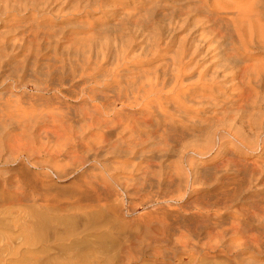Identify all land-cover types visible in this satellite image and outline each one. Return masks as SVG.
Listing matches in <instances>:
<instances>
[{"label":"rangeland","instance_id":"rangeland-1","mask_svg":"<svg viewBox=\"0 0 264 264\" xmlns=\"http://www.w3.org/2000/svg\"><path fill=\"white\" fill-rule=\"evenodd\" d=\"M186 1L192 2L0 0V10L3 9L0 11V214L7 218L0 227V248L7 249L6 253H0V264H264V173L259 175L260 183L248 186L234 166L222 167L223 162L231 158L229 160L234 159L241 168L256 165L264 172V143L259 148L252 147L254 151L244 149L228 134L227 130L233 128L231 121H226L223 130L217 128L221 135L216 136L213 152L207 156L201 154L206 147L202 140L206 141L205 138L215 133L206 132L213 129L210 130L211 124H219L218 119L223 114L218 116V113L228 108L224 104L222 111L223 107H217L219 102L221 106L223 102L231 105V98L237 92L228 90L227 83L222 84L225 90L216 94V100L211 97L206 101L210 103L209 108L204 103L205 109L198 105V112L196 106L181 113L187 114L186 119L180 115L183 122L175 109L178 108V90L165 91L172 86L168 84L162 89L160 82L157 83L178 77L175 61H178L181 41L191 38L194 32L192 29L191 34L187 33L182 27V17L170 12L180 10ZM246 1L213 0L216 6L219 4L216 8L222 10L223 7V11L232 9V13L237 8V13L240 10L236 21L241 17L250 20L249 14L246 16L250 10L245 7L252 1L260 2ZM242 4L244 7L240 6ZM244 22L237 25L245 26L241 28L242 38L248 43L252 40L248 34L259 31L264 22L258 23L256 31L257 25L252 24L257 20L247 23L252 28L246 27ZM248 28L254 32L245 33ZM255 36L253 39L261 38V34ZM255 44L248 53L256 56L250 67L252 75L257 76L264 74V51L260 53L256 48H264V42ZM85 50H89V61H94V57L98 59L99 52L100 59L95 60L101 61L103 66L94 61L98 64L96 67L101 66L94 74L91 69L95 68V63L90 65L86 55L82 59ZM40 52L46 55L42 57ZM73 52L81 58L77 55V59ZM35 56L41 59L37 62ZM73 56L76 58L72 61ZM211 59L207 58L209 63ZM79 60L84 66L86 62L88 68L84 69L86 66L83 68ZM60 61L64 65L59 66ZM66 63L70 67L68 71L78 70L75 80L78 87L68 84L60 87L61 94L55 93L59 99H52V93L39 90L45 87L46 81L36 75L33 68L46 71V67L52 65L47 71L51 70L53 75L49 79L53 80L59 78L58 69L66 67ZM117 64L120 65L117 67ZM53 70H57L56 73ZM198 75L196 73L192 80H197ZM89 79L93 82H87ZM150 82L161 89L151 96L143 94L146 89L149 93ZM129 85L130 89L134 88L127 89L130 92L136 88L143 92L137 94L136 99L126 92L135 99L131 101L137 102L128 100L126 108L123 101L122 104L119 101L117 89L124 90ZM259 98L243 116L249 121L251 131L245 128L251 136L249 141L258 140L261 144L264 142V87ZM47 99L55 100L54 104H47ZM31 102L36 107H32ZM102 104H107L105 107L109 110L100 111ZM223 120L224 116L219 119L221 123ZM106 122L108 125H103ZM220 137L226 140L221 147ZM136 138L139 144L135 143ZM183 143L198 146L187 147ZM200 147L203 148L199 150ZM232 228L241 233L235 230L236 235H233ZM254 233L261 235V239L256 240L258 244L247 238ZM260 241L263 242L259 244ZM256 244V247L261 245L262 254L253 252ZM244 246H251L252 250Z\"/></svg>","mask_w":264,"mask_h":264},{"label":"bare ground","instance_id":"bare-ground-1","mask_svg":"<svg viewBox=\"0 0 264 264\" xmlns=\"http://www.w3.org/2000/svg\"><path fill=\"white\" fill-rule=\"evenodd\" d=\"M79 1V0H78ZM88 1V0H87ZM192 2H190V3H187V1L186 2H184L185 4H183V6H179L180 7V10H173L172 9V11H170L171 12V15L172 14H177V17H182V22L181 23H183L182 25V27L187 31V33L189 32H192V29H193V34H192V36H191V43H190V41H189V38L188 37H186V39L185 40H183V41H181L182 42V46L180 47L181 49H180V52H179V56H178V61H175V62H177V64H178V71L179 72H177V73H179L177 76V78L176 79H170V80H168L167 81V79H165V80H162V82L161 81H158L157 82V80L159 79V77H157V78H155L156 79V82L157 83H159V84H161L160 86V88H162V87H165L166 88V85H171L172 87H168V89H165V91L166 90H170V89H172L173 91H175L176 89L178 90L176 93H177V95H178V98H176L177 97V95H176V97H175V95H174V98H176V100H178V104H177V106H178V108H175L176 109V111H178V114H179V116L180 115H183V117L186 119V116H187V114H186V116H184V114H181V113H183V112H188L190 109H192L193 107L195 108L196 106V110H197V112H198V105L200 106V105H203L204 103H206V106L208 107L209 106V104L206 102L207 100L208 101H210L209 100V98L210 99H212L211 97H213V99L214 100H216L215 98H216V94H218V92H222L223 90H225L224 88H222V84H226V85H228L229 87H230V89L228 88V90H230V91H232V92H237V94L235 95V96H232V98L231 99H233V101H232V103H231V105H229V102H223L222 103V106H221V102H219L220 103V105H216L215 103H214V105H216L218 108H221V107H223V108H221L222 109V111H223V109H224V107H226V106H224V104L225 105H228L227 107L228 108H226L225 110H224V112L222 113V112H217L218 113V116H219V114H223V116H224V122L223 123H221L220 121H219V119L220 118H222L223 119V116L222 117H216L215 119H218V122H219V124L218 123H215V126L214 125H212L211 123V127H210V130L213 128L214 129V127L216 128V129H212L213 130V132H212V130H211V132H206V133H214V131H215V133L211 136V137H208V138H205L206 139V141H203L202 140V138H201V140H202V142L204 143V142H206L205 143V145H206V147H207V150L205 151V149H206V147L204 146V144H201V146H204L205 148L204 149H202L204 152H199V150L201 149V148H203V147H200V148H198L199 150H198V152L199 153H201L202 155H206L207 156V154H209V153H211V151L213 152V149H215V147H216V143H215V140H216V136H218V135H221V134H218V133H220V132H218V129H221V128H223L224 129V126H227V125H225L224 123L226 122V121H231V123L230 122H228L229 123V125L231 124V126H232V128L233 129H229V130H227L228 131V134L231 136V138L236 142V143H238L240 146H242V147H244V149H251V150H253L252 149V147H256V148H259L264 142L262 141V143L260 144V142L258 141V140H256V142L254 141H252V142H250L249 141V138L251 137L247 132H246V130H245V128H248V126H249V121H247L246 119H245V117L243 116L244 115V113H249L250 112V109H251V107L253 106V104H255V101L257 100H259L260 98H259V96H260V91H261V89L264 87V85H263V82H264V74H260V75H257V76H254V75H252V70H251V63H252V61L253 60H256V56H252L250 53H248V51L252 48L251 46H255L256 44V42H260L261 40H263V42H264V25L262 24H260V27L258 28V23H263L264 22V1L263 0H256V1H263L262 2V4L259 2L258 4H260L258 7L261 9H257V8H255V7H257V3H254V1H249L248 3H252L253 4V6L254 5H256L255 7H253L252 6V4H247L248 5V7H245L246 9H248L249 8V10H250V12L247 10V12H249V13H247V15L246 16H248V14H249V17H251L250 18V20H248L247 18L248 17H246V19L245 18H243V17H241V19L237 22L236 21V18L237 17H240V10H238L237 11V13H236V11H235V9H237V8H235L234 9V12H232V13H230V11L232 10V9H230V11H228V12H226V11H223L224 9H223V7H222V10L219 8H216V7H218L219 6V4H218V6H216L215 5V3L213 2V0H191ZM214 1H216V0H214ZM246 1V0H245ZM248 1V0H247ZM246 1V2H247ZM183 2V1H182ZM189 2V1H188ZM218 3V2H217ZM220 3V2H219ZM89 4V3H88ZM92 4V3H91ZM244 4V6H245V2L243 3ZM243 4L242 5H240V6H243ZM95 5V4H94ZM221 5H224V4H221ZM250 5L252 6V8L250 9ZM263 5V6H262ZM243 6V7H244ZM226 7H230L229 5H227ZM263 9H262V8ZM156 8V7H155ZM176 8V7H175ZM174 8V9H175ZM232 8V7H231ZM5 9V8H4ZM89 9H91L90 8V6H89ZM179 9V8H178ZM239 9H241V7H239ZM246 9H244L245 11H246ZM3 10V9H2ZM2 10H0V11H2ZM8 10V9H7ZM5 12V11H4ZM1 13V12H0ZM150 13V12H149ZM246 13V12H245ZM153 14V13H152ZM242 14H244V12L242 11ZM241 14V15H242ZM149 15V14H148ZM151 15V14H150ZM169 17V16H168ZM167 17V18H168ZM176 17V18H177ZM171 18V17H170ZM175 18V17H174ZM238 19V18H237ZM257 20L258 22H252L253 20ZM243 20V22L246 20H248L249 22H251L250 24H252V23H254V24H252V26L253 27H255L256 25V27H255V30L254 31H256V28H258V30L260 31V30H263L261 33L259 32V31H257V32H255V33H252V34H248V35H251L250 37L252 38V40L250 41H248V43H247V41L246 40H244L243 38H242V32H241V28H245V26H242V25H237L239 22H241ZM163 21V20H162ZM244 22L245 24L244 25H246V27L248 26V24L247 23H249V22ZM149 22V21H148ZM146 23V22H145ZM144 23V24H145ZM148 24V23H147ZM243 24V23H242ZM190 25V26H189ZM116 26V25H115ZM120 26V25H119ZM252 26L251 25H249L248 27H251L252 28ZM261 26H263V27H261ZM118 27V26H117ZM182 29V28H181ZM246 30V29H245ZM253 31V29H250V28H248V30H246V32L245 33H247V31L250 33V31ZM115 31H117V30H115ZM199 31H201L200 32V34H198L199 33ZM253 31V32H254ZM256 33H257V35H260L261 34V38H254L253 39V37H257V36H255L256 35ZM259 33V34H258ZM191 34V33H190ZM199 36H198V35ZM255 34V35H254ZM189 35V34H188ZM195 35H197L198 36V39H197V37H195ZM185 36V35H184ZM187 36V35H186ZM158 40V39H157ZM155 44V43H154ZM157 44V43H156ZM155 44V45H156ZM158 45V44H157ZM35 47H37V46H35ZM35 47H34V49H35ZM39 47H41V46H39ZM38 47V48H39ZM49 48V47H48ZM254 48V47H253ZM155 49V48H154ZM33 50V49H32ZM44 50V49H43ZM89 50H91V49H89ZM88 50V51H89ZM179 50V49H178ZM256 50H258L260 53L262 52V50L264 51V48L263 47H257L256 48ZM38 51V50H37ZM37 51H36V53H37ZM39 51H40V49H39ZM38 51V52H39ZM87 50H85V52H86V54H85V52H84V54H82V56L84 57V55H86L85 57H87L88 58V52ZM156 51V50H155ZM154 51V52H155ZM35 52V51H34ZM77 52H79L78 50H77ZM98 52V51H97ZM157 52V51H156ZM177 52V51H176ZM74 53V55H76V52H73ZM39 54H41V52L39 53ZM43 54V55H42ZM41 54V56L43 57L44 55H46V54H44V53H42ZM90 54V56H91V54H92V51H91V53H89ZM154 54V53H153ZM35 55V54H34ZM77 55L79 56V54L77 53ZM76 55V57H77V59H78V56ZM93 55V54H92ZM103 55V54H102ZM39 56V55H38ZM37 56V57H38ZM41 56H40V58L39 59H41ZM89 56V57H90ZM97 56V55H96ZM105 55H103V57H104ZM123 56V55H122ZM155 56V55H154ZM26 57V56H25ZM32 57V56H31ZM36 56L34 57L35 59L37 58ZM47 57V56H46ZM76 57H72V61L76 58ZM80 57V56H79ZM82 57V59H85V57L83 58ZM92 57H94V56H92ZM100 56H99V52H98V59H100L99 58ZM209 57H211V58H213V60L209 63V61L207 60V58H209ZM30 58V57H29ZM74 58V59H73ZM81 58V57H80ZM86 58V59H87ZM102 58V57H101ZM27 59V58H26ZM34 59V60H35ZM38 58L36 59V61L38 62V60H39ZM76 59V60H77ZM92 59H94V61H97L98 59H97V57L95 58H92ZM95 59H97V60H95ZM103 59V58H102ZM106 59V58H105ZM123 59V58H122ZM49 60H51V59H49ZM65 60V59H64ZM63 60V61H64ZM68 60H70V59H68ZM75 60V61H76ZM53 61H55V60H53ZM71 61V63H73ZM80 61V60H79ZM84 61V60H83ZM88 61H89V58H88ZM87 61V62H88ZM94 61H89V63H90V65L91 64H93V63H95ZM102 61H104V59L102 60ZM206 61H208V63L209 64H206ZM23 62V61H22ZM25 62H27V61H25ZM56 62H58V61H56ZM55 62V66H56V63ZM60 62H62V61H60ZM65 62H66V60H65ZM69 62V61H68ZM82 61H80V65L83 63H81ZM100 62L101 61H97L96 63H98L99 65H100ZM124 62V61H123ZM24 63V62H23ZM41 63H42V61H41ZM43 63H47V64H50L51 63V61H50V63H48V62H43ZM42 63V64H43ZM76 63V62H75ZM74 63V64H75ZM78 63V62H77ZM76 63V64H77ZM85 63V66H86V62H84ZM96 63L95 64H93L94 66H95V68H93V69H91L92 68V66H91V68H89V70L91 69L92 71H93V74L95 73V70H98V69H96V68H100L101 66H99V67H96L97 65H96ZM104 63V62H103ZM121 63V62H120ZM26 64V63H25ZM52 64V63H51ZM59 64V63H58ZM63 64V62L61 63V64H59V66L60 65H62ZM68 64H70V62L68 63ZM79 64V63H78ZM101 64H102V62H101ZM54 65V64H53ZM64 65V64H63ZM66 65H67V63H66ZM83 66V68L85 67L84 66V64H82ZM118 65H120V64H117L116 66L118 67ZM34 66H37V64H35ZM42 67H44L43 65H41ZM50 66H52V65H50ZM50 66L49 67H46V69L47 70H49V68H50ZM55 66H53L52 68L53 69H55ZM58 66V65H57ZM68 66V65H67ZM65 67V66H61L59 69H58V74H59V78L58 79H53V80H50L49 78L51 77V74L53 75V73L52 72H50V71H45V69H42V68H38V69H35V68H33V71L35 72V74L36 75H38V76H40L44 81H46V84H44L45 85V87L43 86V87H40L39 88V90L40 91H47L48 93H49V95H50V93H52V99H56V98H58L57 97V95H55V93H59L60 91H62V90H60V87H63V86H65V85H71L70 87H74V86H76V88L78 87V83L75 85V80L76 79H78L77 78V72H78V70L76 71L75 70V68L73 69V70H71V69H69V70H71V71H68V69L67 68H70L69 66L68 67ZM71 66V65H70ZM75 66V65H74ZM102 66H103V64H102ZM1 67V66H0ZM116 67V68H117ZM120 67V66H119ZM27 68V67H26ZM30 68H31V66H30ZM45 68V67H44ZM51 68V69H52ZM58 67H56V69H57ZM88 67L86 66V68H84V69H87ZM114 68V67H113ZM21 69V68H20ZM32 69V68H31ZM83 69V70H84ZM156 69H158V68H156ZM27 70H29V69H27ZM88 70V71H89ZM99 70H101V68L99 69ZM103 70V69H102ZM114 70V69H113ZM117 70V69H116ZM167 70V69H166ZM175 70H176V68H175ZM188 70H190V72H188ZM203 70V71H202ZM54 71V70H53ZM55 71H57V70H55ZM54 71V72H55ZM92 71H90L91 73H92ZM112 71V70H111ZM119 71H120V69H119ZM118 71V72H119ZM157 71V70H156ZM155 71V72H156ZM200 71V72H199ZM31 72V71H30ZM83 73L84 72H87V71H82ZM99 72V71H98ZM107 72H109V71H106V73ZM188 72V73H187ZM56 73V72H55ZM54 73V74H55ZM83 73L81 74V75H83ZM89 73V72H88ZM97 73V72H96ZM106 73H105V75H106ZM123 73V72H122ZM137 73V72H136ZM158 73V72H157ZM162 73V72H161ZM176 73V72H175ZM196 73H199V75H198V77H197V80H192V79H194L193 78V76L196 74ZM79 74V73H78ZM90 74V73H89ZM88 74V75H89ZM34 75V74H33ZM87 75V74H86ZM92 75V74H91ZM91 75H89V76H91ZM97 75V74H96ZM108 75V74H107ZM156 75V74H155ZM163 75V74H162ZM165 75V74H164ZM100 76V75H99ZM112 76V75H111ZM160 76H161V74H160ZM170 76V75H169ZM83 77V76H82ZM81 77V78H82ZM92 77V76H91ZM162 77V76H161ZM160 77V78H161ZM90 78V77H89ZM94 78V77H93ZM92 78V80H94ZM96 78V77H95ZM107 78V77H106ZM118 78V77H117ZM122 78V77H121ZM152 78V77H151ZM163 78H165V77H163ZM173 78V77H172ZM46 79V80H45ZM83 79V78H82ZM119 79H120V77H119ZM162 79V78H161ZM96 80H98L97 78H96ZM136 80V79H135ZM146 80V79H145ZM152 80H153V78H152ZM78 81H80V80H78ZM84 81V80H83ZM89 81H91V79H89V80H87V82H89ZM95 81V80H94ZM113 81V80H112ZM111 81V82H112ZM117 81V80H116ZM119 81V80H118ZM140 81V80H139ZM143 81V80H142ZM151 81V80H150ZM154 81V80H153ZM166 81V82H165ZM169 81H170V83H169ZM91 82H93V81H91ZM104 82V81H103ZM106 82V81H105ZM136 82V81H135ZM1 83V82H0ZM38 83V82H37ZM84 83H86V82H84ZM95 83V82H94ZM93 83V84H94ZM145 83V82H144ZM148 83V82H147ZM147 83H145V84H147ZM150 83H151V85H150ZM149 83V86H150V90H149V93H147L146 92V90H144L145 92L143 93V94H150V96H151V94L153 93V94H155V91L157 92V91H159V90H161L160 88H158L157 86H159V85H157L155 82H150ZM154 83V84H153ZM34 84H35V82H34ZM40 84V83H39ZM117 84V83H116ZM131 84V83H130ZM134 84V83H133ZM136 84H138V83H136ZM1 85V84H0ZM2 85H3V83H2ZM84 85H86V84H84ZM83 85V86H84ZM95 85V84H94ZM145 86V85H144ZM135 87V86H134ZM148 87V86H147ZM112 88V87H111ZM146 88V87H145ZM158 88V89H157ZM170 88V89H169ZM91 89V88H90ZM127 89H130V85H129V88L127 87V88H125L124 90L121 88V90H119V88L117 89L119 92L117 93V95H118V97H119V101L121 102V104H122V101H123V105H124V107H126L125 105H128V100H129V102L131 101L130 99H134L136 96L138 97V95L137 94H142V92L143 91H140V90H138V88H136L135 90H137L136 92H135V90H132L131 92L129 91V90H127ZM131 89H134L133 87H131ZM130 89V90H131ZM162 89H164V88H162ZM81 90V89H80ZM143 90V89H142ZM75 91V90H74ZM83 91V90H82ZM173 91H171V92H173ZM77 92V91H76ZM83 92H85V91H83ZM131 93V95L132 96H134V98L132 97V98H129L128 97V94L127 93ZM164 92V91H163ZM63 93V92H62ZM66 93V92H65ZM64 93V94H65ZM88 92H86V94H87ZM89 93H90V91H89ZM89 93L87 94V95H89ZM111 93V92H110ZM164 93H167V92H164ZM44 94V93H43ZM60 94H61V92H60ZM112 94V93H111ZM173 94H174V92H173ZM28 95V94H27ZM40 95V94H39ZM39 95H38V97H39ZM59 95V94H58ZM67 95H68V93H67ZM76 95V94H75ZM107 95V94H106ZM113 95V94H112ZM114 95H115V93H114ZM224 95V94H223ZM64 96V95H63ZM78 96V95H77ZM80 96V95H79ZM93 96V95H92ZM110 96V95H109ZM141 96V95H140ZM145 96V95H144ZM148 96V95H147ZM150 96H148V97H150ZM166 96V95H165ZM33 97V96H32ZM37 97V96H36ZM41 97H42V95H41ZM60 97V96H59ZM65 97V96H64ZM82 97V96H81ZM80 97V98H81ZM94 98H95V96H93ZM97 97V96H96ZM136 97V98H137ZM142 97V96H141ZM159 97V96H158ZM171 97H172V95H171ZM221 97V96H220ZM61 99H62V97H60ZM67 98V97H66ZM104 98V97H103ZM135 98V99H136ZM146 98V97H145ZM225 98V97H224ZM22 99V98H21ZM29 99V98H28ZM30 99H31V97H30ZM34 99V98H33ZM41 99V98H40ZM46 99V98H45ZM49 99H50V97H49ZM59 99V98H58ZM60 99V100H61ZM81 99H85V98H81ZM89 99H91V98H89ZM110 99H111V97H110ZM134 99V100H135ZM142 99V98H141ZM159 99V98H158ZM226 99V98H225ZM230 99V98H229ZM228 98L226 99V101L228 100V101H231V100H229ZM35 100V99H34ZM33 100V101H34ZM37 100V99H36ZM106 100V99H105ZM117 100V99H116ZM155 100V99H154ZM32 101V100H31ZM32 101V102H33ZM45 101H47L46 103L47 104H50V102H53V104H54V102H55V100L54 101H50V100H45ZM88 101V100H87ZM86 101V102H87ZM101 101H103V100H101ZM114 101V100H113ZM150 101H152V99L150 100ZM163 101H165V100H163ZM31 102V105H32V107H36V105L34 106L33 105V103ZM110 102V101H109ZM115 102V101H114ZM131 102H135V101H131ZM140 102V101H139ZM156 102V101H155ZM160 102H161V98H160ZM170 102V101H169ZM28 103V102H27ZM89 103V102H88ZM99 103V102H98ZM117 103V102H116ZM136 104H137V102H135ZM134 103V104H135ZM144 103V102H143ZM154 103V102H153ZM152 103V104H153ZM157 103V102H156ZM162 103V102H161ZM213 103V102H212ZM257 103V102H256ZM29 104V103H28ZM42 104V103H41ZM43 104H45V102L43 103ZM47 104H46V106H47ZM52 104V103H51ZM92 104H93V102H92ZM109 104H111V103H109ZM131 104V103H130ZM139 104V103H138ZM151 104V103H150ZM159 104V103H158ZM208 104V105H207ZM19 105V104H18ZM57 105V104H56ZM86 105V104H85ZM96 105V104H95ZM101 105V104H100ZM107 105V104H106ZM105 105V106H106ZM112 105H114V104H112ZM117 105V104H116ZM155 105V104H154ZM166 105V104H165ZM176 104H174V106H175ZM205 105V104H204ZM203 105V108L205 107ZM39 106V105H38ZM42 106V105H41ZM40 106V107H41ZM59 106V105H58ZM104 106V104H102V106H100V108H99V110L100 111H102L103 112V110H104V112H105V110H109V108H108V106H107V108ZM131 106V105H130ZM146 106H148V105H146ZM158 106V105H157ZM173 106V105H172ZM230 106V107H229ZM49 107V106H48ZM52 107H54L55 108V106L53 105ZM94 107V106H93ZM98 107V106H97ZM96 107V108H97ZM123 107V106H122ZM137 107V106H136ZM145 107V106H144ZM201 107V106H200ZM216 107V108H217ZM59 108V109H58ZM57 109L58 110H62V109H60L61 107H58ZM70 108V107H69ZM127 108V107H126ZM148 108V107H147ZM170 108V107H169ZM193 108V109H194ZM202 108V109H203ZM209 108V107H208ZM212 108H213V105H212ZM215 108V107H214ZM216 108H215V110H216ZM5 109V108H4ZM27 109V108H26ZM56 109V108H55ZM124 109V108H123ZM123 109H121V110H123ZM132 109H133V107H132ZM156 110L158 109V108H155ZM205 109V108H204ZM29 110V109H28ZM36 110V109H35ZM49 110H50V108H49ZM71 110V109H70ZM84 110V109H83ZM98 110V111H99ZM125 110V109H124ZM127 110V109H126ZM5 111V110H4ZM23 111V110H22ZM34 110H32V112H33ZM115 111V110H114ZM120 111V110H119ZM175 111V112H176ZM192 111V110H191ZM205 111V110H204ZM39 112V111H38ZM103 112V113H104ZM107 112V111H106ZM126 112V111H125ZM157 112V111H156ZM209 112V111H208ZM24 113V112H23ZM29 113V112H28ZM44 113H45V111H44ZM43 113V114H44ZM56 113H58V112H56ZM96 113H99V112H95V114ZM122 113V112H121ZM128 113V112H127ZM166 113V112H165ZM164 113V114H165ZM217 113H215V115L217 114ZM30 114H31V112H30ZM35 114V113H34ZM42 114V113H41ZM50 114V113H49ZM62 114V113H61ZM87 114V113H86ZM91 114V113H90ZM101 114V113H100ZM99 114V115H100ZM141 114V113H140ZM171 115H172V113H170ZM251 114V113H250ZM47 115V114H46ZM56 115V114H55ZM83 115V114H82ZM98 115V116H99ZM116 115V114H115ZM145 115V114H144ZM158 115V114H157ZM246 115H248V114H246ZM49 116V115H48ZM59 116V115H58ZM93 116H94V114H93ZM92 116V117H93ZM97 116V115H96ZM143 116V115H142ZM159 116V115H158ZM173 116V115H172ZM176 116V115H175ZM179 116H177V117H179ZM209 116V115H208ZM54 117V116H53ZM53 117H52V119H53ZM61 117H63V116H60V118ZM122 117V116H121ZM156 117V116H155ZM212 117H214V116H212ZM48 118V117H47ZM88 118V117H87ZM95 118V117H94ZM97 118V117H96ZM133 118H134V116H133ZM132 118V119H133ZM151 118V117H150ZM149 118V119H150ZM82 119V118H81ZM90 119V118H89ZM93 119V118H92ZM91 119V120H92ZM142 119V118H141ZM146 119H147V116H146ZM145 119V120H146ZM174 119V118H173ZM175 119H176V117H175ZM178 119V118H177ZM180 119L182 120V118H181V116H180ZM214 119V120H215ZM230 119V120H229ZM54 120V119H53ZM57 120V119H56ZM66 120V119H65ZM122 120H124V119H122ZM140 120V119H139ZM145 120H144V122H145ZM189 120V119H188ZM249 120H251V119H249ZM258 120V119H257ZM256 120V121H257ZM260 120V119H259ZM55 121V120H54ZM67 121V120H66ZM89 121V120H88ZM87 121V122H88ZM101 121V120H100ZM113 121V120H112ZM121 121V120H120ZM143 121V120H142ZM141 121V122H142ZM150 121V120H149ZM183 121V120H182ZM216 121V120H215ZM222 121V120H221ZM29 122V121H28ZM56 122V121H55ZM92 122V121H91ZM97 121L95 120V122L94 123H96ZM109 122V121H108ZM108 122H106V123H104L103 125H108L107 123ZM116 122V121H115ZM114 121H113V123H115ZM126 122V121H125ZM136 122V121H135ZM151 122V121H150ZM160 122V121H159ZM184 122V121H183ZM59 123H60V121H59ZM90 123V122H89ZM118 123V122H117ZM137 123H138V120H137ZM166 123V122H165ZM168 123H169V121H168ZM173 123V122H172ZM202 124H203V122H201ZM237 123L239 124V123H242V125L241 126H237ZM92 124V123H91ZM97 124V123H96ZM101 124V123H100ZM99 124V125H100ZM120 124V123H119ZM122 124V123H121ZM126 124V123H125ZM148 124H151V123H148ZM188 124H190V123H188ZM192 124V123H191ZM196 124V123H195ZM198 125H199V123H197ZM201 124V125H202ZM208 124V123H207ZM216 124H217V126H216ZM227 124V123H226ZM261 124V123H260ZM154 125V124H153ZM171 125V124H170ZM178 125V124H177ZM223 125V126H222ZM228 125V126H229ZM95 126V125H94ZM98 126V125H97ZM102 126V125H101ZM112 126V125H111ZM115 126H117V125H115ZM137 126H138V124H137ZM151 126V125H150ZM179 126V125H178ZM212 126H214V127H212ZM127 127V126H126ZM125 127V128H126ZM154 127V126H153ZM153 127H152V129H153ZM201 127H203V126H201ZM206 127H208V126H206ZM29 128V127H28ZM111 128V127H110ZM117 128H118V126H117ZM128 128V127H127ZM126 128V129H127ZM132 128V127H131ZM142 128V127H141ZM157 128V127H156ZM218 128V129H217ZM231 128V127H230ZM107 129V128H106ZM122 129V128H121ZM166 129V128H165ZM223 129H221V130H223ZM120 130V129H119ZM131 130H133V128L131 129ZM147 130V129H146ZM149 130V129H148ZM168 130V129H167ZM220 130V131H221ZM226 130V129H225ZM137 131V130H136ZM248 131H249V128H248ZM251 131V130H250ZM249 131V132H250ZM130 131H128V133H129ZM134 132V131H133ZM153 132V131H152ZM169 132V131H168ZM264 132V131H263ZM131 133V132H130ZM164 133V132H163ZM166 134H167V132H165ZM191 133V132H190ZM203 133H204V131H203ZM222 133V132H221ZM131 134H133V133H131ZM130 134V135H131ZM135 134V133H134ZM138 134V133H137ZM153 134V133H152ZM151 134V135H152ZM166 134H164L165 136H166ZM209 134V135H210ZM224 134V133H223ZM251 134V133H250ZM121 135V134H120ZM122 135H123V133H122ZM129 135V136H130ZM150 135V136H151ZM159 135V134H158ZM163 135V136H164ZM170 135V134H169ZM193 135H195V133L193 134ZM203 135V134H202ZM207 135V134H206ZM208 135V136H209ZM139 136V135H138ZM145 136V135H144ZM143 136V137H144ZM160 136V135H159ZM162 136V135H161ZM181 136V135H180ZM179 136V137H180ZM187 136V135H186ZM34 137V136H33ZM125 137V136H124ZM132 137V136H131ZM134 137H136V136H133V138ZM140 137V136H139ZM170 137V136H169ZM178 137V136H177ZM193 137V136H192ZM203 137V136H202ZM222 137V136H221ZM220 137V138H221ZM255 137V136H254ZM122 138V137H121ZM129 138V137H128ZM132 138V139H133ZM184 138V137H183ZM145 139V138H144ZM164 139V138H163ZM163 139H162V141H163ZM182 139V138H181ZM197 139V138H196ZM252 139V138H251ZM118 140V139H117ZM126 141H127V139H125ZM130 140V139H129ZM134 140V139H133ZM132 140V141H133ZM136 142L135 143H138V140L139 139H137L136 138ZM141 140V139H140ZM161 140V139H160ZM159 140V141H160ZM166 140V139H165ZM168 140V139H167ZM174 140V139H173ZM189 140V139H188ZM199 140V139H198ZM197 140V141H198ZM221 140H222V142H221V144H220V147L223 145V143H225V138L223 137V138H221ZM29 141V140H28ZM125 141V142H126ZM144 141V140H143ZM142 141V142H143ZM149 142H150V139L148 140ZM155 141V140H154ZM153 141V142H154ZM179 141V140H178ZM200 141V140H199ZM198 141V142H199ZM128 142V141H127ZM142 142H141V145H142ZM145 143H146V141H144ZM152 142V141H151ZM161 142V141H160ZM165 142H167V141H165ZM186 142V141H185ZM188 142V141H187ZM196 142V141H195ZM201 142V141H200ZM200 142H199V145H200ZM120 143V142H119ZM118 143V144H119ZM134 143V142H133ZM148 143V142H147ZM189 143V142H188ZM122 144V143H121ZM139 144V143H138ZM152 144V143H151ZM168 144H170V143H168ZM180 144V143H179ZM184 145H185V143H183ZM192 144V143H191ZM194 144V143H193ZM193 144H192V146H193ZM218 144V143H217ZM140 145V146H141ZM146 145V144H145ZM158 145H160V144H158ZM187 145V144H186ZM185 145V146H186ZM195 145L196 146H198V144H194V146L193 147H195ZM127 146H129V145H127ZM138 146V145H137ZM144 146V145H143ZM161 146H162V144H161ZM168 146V145H167ZM171 146V148H172V145H170ZM192 146H188L187 145V147H192ZM136 147V146H135ZM156 147V146H155ZM129 148V147H128ZM137 148V147H136ZM138 148H139V146H138ZM142 148V147H141ZM147 148V147H146ZM163 148H164V146H163ZM168 148V147H167ZM167 148H166V150H167ZM170 148V149H171ZM197 148V147H196ZM238 148V147H237ZM143 149V148H142ZM152 149V148H151ZM169 149V148H168ZM187 149V148H186ZM240 149V148H239ZM131 150H132V148H131ZM131 150H129V152L131 151ZM136 150V149H135ZM139 150V149H138ZM156 150H157V148H156ZM164 150H165V148H164ZM176 150V149H175ZM189 150H190V152H191V149L189 148ZM192 150H193V148H192ZM257 150V149H256ZM140 151V150H139ZM177 151V150H176ZM254 151V150H253ZM166 152V151H165ZM194 152H195V150H194ZM132 153V152H131ZM147 153V152H146ZM160 153H162V151L160 152ZM175 153V152H174ZM196 153V152H195ZM144 154V153H143ZM142 154V155H143ZM138 155H140V153L138 154ZM141 155V156H142ZM179 155V154H178ZM200 155V154H199ZM160 157H162V155L160 156ZM143 158V157H142ZM162 159V158H161ZM229 159H231V158H229ZM224 160L225 161V163L223 162V166L222 167H228V169H229V167L230 166H234V170H236L238 173H240L241 175H243L244 176V179L246 180V182H248L247 183V185L249 186V185H251V184H253V183H255V182H261V179H259L260 177H259V175L261 174V172H262V176H263V170L262 171H260L261 169L260 168H258L256 165H252V166H245V167H243V168H241V167H239L238 166V164H237V162H235L234 163V159L231 161V160ZM159 160V159H158ZM236 161V160H235ZM245 165V164H244ZM243 165V166H244ZM221 167V168H222ZM177 168V167H176ZM221 168H220V170H221ZM154 170V169H153ZM173 170V169H172ZM223 170V169H222ZM167 171V170H166ZM224 171H226V170H224ZM231 171V170H230ZM168 172V171H167ZM220 172V171H219ZM228 172V171H227ZM156 173V172H155ZM234 173V172H233ZM232 173V174H233ZM236 173V172H235ZM173 175V174H172ZM242 177V176H241ZM168 179V178H167ZM172 179H173V177H172ZM243 182V181H242ZM170 183V182H169ZM168 185V184H167ZM245 185H246V183H245ZM254 185H257V184H254ZM246 187V186H245ZM250 190V189H249ZM4 215V214H3ZM2 214H0V227H2V226H4L5 225V221L7 220V218H6V216H3ZM6 215V214H5ZM248 217V216H247ZM260 217V216H259ZM237 219V218H236ZM256 222V221H255ZM253 223H254V221H253ZM70 224V223H69ZM239 224V223H238ZM74 226V225H73ZM234 226H235V224H234ZM237 226V225H236ZM236 226H235V228H236ZM233 229L232 230V232L233 231H235L236 229ZM238 229V228H237ZM224 230V229H223ZM240 230H241V228H240ZM237 231V230H236ZM235 231V232H236ZM239 231V230H238ZM237 231V232H238ZM257 231V230H256ZM240 232V231H239ZM238 232V233H239ZM247 232V231H246ZM241 233V232H240ZM245 235H247L246 233H244ZM1 235V234H0ZM233 235H236V233L234 234V232H233ZM251 235V236H250ZM250 235H248L247 236V238H250V239H253V241L255 242L257 239H261V235L259 234V233H254V235H252V234H250ZM258 235H259V237H258ZM263 235V234H262ZM264 236V235H263ZM0 238H2V236L0 237ZM207 238V237H206ZM264 238V237H263ZM259 239V240H260ZM3 240V239H2ZM250 241V240H249ZM253 241H251V242H253ZM258 241H256L255 243H257ZM263 241H260V243L259 244H261ZM219 243V242H218ZM243 244V243H242ZM258 244V243H257ZM257 244L254 246V247H256L257 246ZM252 246V245H251ZM251 246H247V248H249V250L251 249L252 250V247ZM245 247V246H244ZM253 247V252L256 254H262V249H261V245H259V247H256V248H254ZM213 248V247H212ZM246 248V247H245ZM247 248H246V250H247ZM264 249V248H263ZM6 248H0V253L1 254H4V253H6ZM123 251V250H122ZM264 251V250H263ZM181 264V263H180ZM183 264V263H182Z\"/></svg>","mask_w":264,"mask_h":264}]
</instances>
